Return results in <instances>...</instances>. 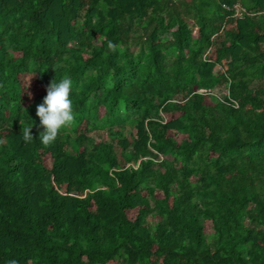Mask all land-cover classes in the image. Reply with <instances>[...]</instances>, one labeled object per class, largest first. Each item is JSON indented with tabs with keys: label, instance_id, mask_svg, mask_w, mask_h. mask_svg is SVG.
<instances>
[{
	"label": "trees",
	"instance_id": "16d2710c",
	"mask_svg": "<svg viewBox=\"0 0 264 264\" xmlns=\"http://www.w3.org/2000/svg\"><path fill=\"white\" fill-rule=\"evenodd\" d=\"M0 264H264V0H0Z\"/></svg>",
	"mask_w": 264,
	"mask_h": 264
},
{
	"label": "clouds",
	"instance_id": "9594fccd",
	"mask_svg": "<svg viewBox=\"0 0 264 264\" xmlns=\"http://www.w3.org/2000/svg\"><path fill=\"white\" fill-rule=\"evenodd\" d=\"M74 91L73 82L70 78L54 79L51 82L47 88V95L44 97L43 103L37 107L36 113L44 131L38 139H34L32 133L34 121L27 118L21 122L25 143L39 140L41 144L48 146L54 143L64 130L75 123L76 117L71 98Z\"/></svg>",
	"mask_w": 264,
	"mask_h": 264
},
{
	"label": "built area",
	"instance_id": "2783aa9c",
	"mask_svg": "<svg viewBox=\"0 0 264 264\" xmlns=\"http://www.w3.org/2000/svg\"><path fill=\"white\" fill-rule=\"evenodd\" d=\"M224 8L229 11L231 10V8L228 7L227 5H225ZM234 11H235V17L238 19H243L245 14L247 13V11L242 7L241 4H237L234 7Z\"/></svg>",
	"mask_w": 264,
	"mask_h": 264
},
{
	"label": "rangeland",
	"instance_id": "374dc122",
	"mask_svg": "<svg viewBox=\"0 0 264 264\" xmlns=\"http://www.w3.org/2000/svg\"><path fill=\"white\" fill-rule=\"evenodd\" d=\"M95 135H96V136L98 135L99 140H101V139L107 140V139H108L106 133H104V132H102V133H98V134L95 133ZM208 232H209V233H212V230L209 229Z\"/></svg>",
	"mask_w": 264,
	"mask_h": 264
}]
</instances>
